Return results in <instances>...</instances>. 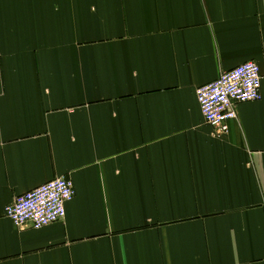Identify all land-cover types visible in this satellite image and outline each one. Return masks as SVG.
Wrapping results in <instances>:
<instances>
[{
  "label": "crops",
  "instance_id": "1",
  "mask_svg": "<svg viewBox=\"0 0 264 264\" xmlns=\"http://www.w3.org/2000/svg\"><path fill=\"white\" fill-rule=\"evenodd\" d=\"M249 61L217 136L196 91ZM60 177L61 220L5 217ZM0 264H264V0H0Z\"/></svg>",
  "mask_w": 264,
  "mask_h": 264
},
{
  "label": "built area",
  "instance_id": "2",
  "mask_svg": "<svg viewBox=\"0 0 264 264\" xmlns=\"http://www.w3.org/2000/svg\"><path fill=\"white\" fill-rule=\"evenodd\" d=\"M204 122L217 136H227V123L237 118L236 106L261 100L258 65L244 62L196 91ZM74 196L71 180L60 177L16 198L5 208V217L16 228H43L64 217L65 205Z\"/></svg>",
  "mask_w": 264,
  "mask_h": 264
},
{
  "label": "bare ground",
  "instance_id": "3",
  "mask_svg": "<svg viewBox=\"0 0 264 264\" xmlns=\"http://www.w3.org/2000/svg\"><path fill=\"white\" fill-rule=\"evenodd\" d=\"M72 198H73V197H72ZM71 200H72V199H71ZM71 200H70V201H71ZM67 203H68V202H67Z\"/></svg>",
  "mask_w": 264,
  "mask_h": 264
}]
</instances>
